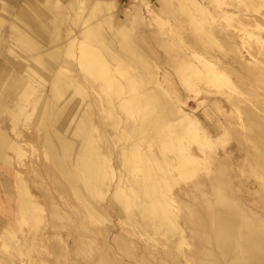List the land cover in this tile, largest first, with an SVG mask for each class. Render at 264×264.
Listing matches in <instances>:
<instances>
[{"label":"bare ground","instance_id":"1","mask_svg":"<svg viewBox=\"0 0 264 264\" xmlns=\"http://www.w3.org/2000/svg\"><path fill=\"white\" fill-rule=\"evenodd\" d=\"M30 1L27 7L13 3L7 24L0 21V45L7 47L12 39L19 50L11 48L15 58L0 62V117L6 112L1 119L10 123L14 136L0 128V232L8 255L34 257L31 240L42 220V207L12 169V160L20 164L25 156L15 128L22 120L29 130L24 144L32 151L29 141L40 145L54 168L57 189L72 194L89 222L110 220L102 203L106 200L125 233L164 246L156 259L137 257L126 237L116 238L110 247L106 227L105 232L89 230L69 217L72 245L57 247L68 264H177L176 253L187 243L180 219L197 242L194 264H264V218L250 215L235 197L225 167L218 166L208 185L195 183L209 212L177 200L173 193L179 183L174 171L182 179L200 170L208 173L213 135L234 130L237 136L244 130L237 143L245 149L249 172L264 189V103L250 107L235 95L226 96L222 103L212 102L222 115L214 121L207 110L210 121L187 113L168 98L153 57L129 25L131 12L125 10L124 19H117L115 0H84L82 12H77L75 0H64L68 7L59 0H42L41 5ZM157 1L154 23L166 25L171 15L174 21H187L194 33L185 39L176 22L171 28L184 45L177 65L187 81L229 82L230 72L243 65L264 76V61L256 59V54L264 55V28L252 18L258 12L256 0ZM216 4L229 7L217 9ZM67 8L73 11L71 23ZM228 53L231 58L225 57ZM27 233L33 237L28 239ZM115 248L128 249L130 262L117 257ZM36 253L40 261L39 248ZM6 261L4 256L0 264Z\"/></svg>","mask_w":264,"mask_h":264},{"label":"rangeland","instance_id":"2","mask_svg":"<svg viewBox=\"0 0 264 264\" xmlns=\"http://www.w3.org/2000/svg\"><path fill=\"white\" fill-rule=\"evenodd\" d=\"M29 1L30 0H15L11 3L9 0H0V21L3 22V25H6L7 19L11 18L8 14V10L13 3L17 7H27L29 6L28 4H31V1ZM32 1L39 5L43 2L42 0ZM74 2L77 12H82V8H84L85 5L84 0H75ZM115 2L118 20L124 19L123 12H125V10L131 12L128 16L129 25L135 37L140 39L139 43L141 46L153 57L152 61L156 66L155 70L157 77L159 81L162 82L163 87L170 93L168 98H172V102L181 107L184 111L190 114L196 113L197 115H202L204 119L209 120V118L206 117V112H208L209 116H213L212 120L214 121L217 117H222L221 113L212 107V102L215 99L222 103L226 96L235 95L238 100L241 101V104H247L250 107H253V104L259 105L260 102L264 103V76L260 75V73L257 75L251 73L252 67L249 65H243V68L240 70L233 71V73L230 72L229 82L214 80L211 83L205 84L202 81L197 83L187 81L186 74H184L179 65H177V59L179 60L180 56L182 57L185 55L184 45L182 42L179 43L174 39L171 28L175 25L174 22H176L178 31L185 36V39L193 38L194 33L190 29V25L187 21H174L171 15L167 18L168 20L166 22L168 24L166 25L160 26L154 23L151 16L152 14L159 15L160 10L157 0H115ZM59 3L64 7H68L67 2L64 0H59ZM255 4H258V12L254 13L252 18H258L261 26L264 28V0H256ZM216 6L219 7L217 9H220L224 7V4H216ZM228 7L229 6H225L224 8ZM134 8L137 9L135 15L132 13ZM67 10H69V12L66 20H68V23H71L72 19L70 15L73 14V11L69 8H67ZM138 13L139 15L137 16ZM221 24L225 26L223 21H221ZM161 40H164L168 45L165 46L163 42L161 43ZM11 48H14L17 52L19 51L12 39L10 41L8 40L7 47L6 45H0V62H4L5 57L15 58L14 55H16V51L11 50ZM225 57L231 58V54L228 53ZM256 59L259 62H263L264 55L258 53L256 54ZM246 60L248 61V59ZM240 92H242V95H239ZM91 93L95 95V92L92 90ZM95 96L92 97L91 95V100L94 105L97 104ZM83 103L84 101L80 104V108ZM225 108L224 106V109ZM205 110L207 111L205 112ZM227 112L229 113L230 110L228 109ZM5 115L6 112L1 114L0 128L6 129L10 136L14 138L10 123L1 119L4 118ZM219 121H221V119H219ZM238 122L241 121L238 120ZM205 124L204 127L207 126V123ZM27 127L26 123L22 120H19L15 127L21 132V136L18 139L24 143H28V140L24 138V135L28 134L27 132L29 131H27ZM244 133V130H240L237 136L234 130L226 134V136H221L222 133L213 135V148L207 150V153L210 155V170L208 173L200 170L198 174L188 179H182L177 172L174 171V176L179 182L173 187V193L178 198L177 200L185 204H192L194 206L199 205L203 213L209 212L210 209L204 201V196H202L203 192L200 191V186H195V183L202 180L204 185H208L214 178L218 166L221 165L225 167V179L239 202L248 210L250 215L264 218V189L262 187V181L249 172L250 166L245 149H241L237 143L238 137ZM29 142L33 143L34 151L23 143L25 156L21 158L20 164L16 160H12L11 164L12 169L23 176L29 191L42 207V220L39 224L38 231H36L34 235L35 238L31 240L34 246L31 255L34 257L17 256L12 253L8 255L6 249L1 247L0 232V260L3 259L4 256H7L5 264H68L65 258H63V253L58 251L57 247H71L72 245L73 236L72 230L69 231V217H71L72 220L77 219L83 224H87L89 230L94 229L105 232L104 228L106 227L108 231V233L106 231V238L110 247L114 248L116 238L119 239V237H121L123 239V237H126L127 243L133 250V255L152 259L153 257L155 259L159 257L158 253L164 249V246L160 244L149 245L143 238H137L125 233L121 229L118 219L113 216V209L109 207V203L106 200H103L102 203L106 207L110 220L103 224L89 222L85 217L83 208L72 194L69 192L62 193L57 189L53 180L55 177L54 168L43 158L40 145L35 141ZM190 146L196 149V144L194 142H191ZM8 155L14 156L12 151H8ZM182 189H185L186 192ZM2 197L3 193L0 188V198ZM63 201L67 203V206L63 205ZM183 212L184 210H181L179 215L182 216ZM1 220L2 218H0V221ZM179 221L181 222V227L184 228L186 232L185 238L187 243L183 244L181 251L176 253L179 256H177L176 262H178L177 264H194V251L197 242L195 238L189 235V227L182 219ZM108 228H110V230H108ZM125 228L129 229L126 226ZM26 237L31 239L33 236L31 233H27ZM51 246H55L56 250L52 249ZM38 248L42 254L40 261H38L36 256V250ZM115 250L117 257L120 256L125 262H130L131 258L127 256V253H129L128 249L118 250L115 248Z\"/></svg>","mask_w":264,"mask_h":264}]
</instances>
